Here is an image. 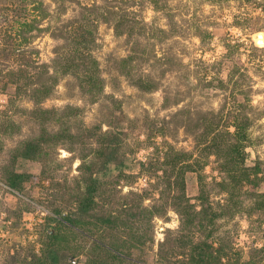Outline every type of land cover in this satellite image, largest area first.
Here are the masks:
<instances>
[{
	"label": "rangeland",
	"instance_id": "374dc122",
	"mask_svg": "<svg viewBox=\"0 0 264 264\" xmlns=\"http://www.w3.org/2000/svg\"><path fill=\"white\" fill-rule=\"evenodd\" d=\"M0 264H264V0H0Z\"/></svg>",
	"mask_w": 264,
	"mask_h": 264
},
{
	"label": "trees",
	"instance_id": "16d2710c",
	"mask_svg": "<svg viewBox=\"0 0 264 264\" xmlns=\"http://www.w3.org/2000/svg\"><path fill=\"white\" fill-rule=\"evenodd\" d=\"M238 134H239V141L241 142L242 140H243V138H244V135H245V130H244V127L243 128H241L239 131H238ZM28 146H29V148H28V150L29 151H33V152H35L36 150L34 149V147L32 146V145H30V143H28ZM239 147H240V144H235L234 146H233V150H238L239 149ZM26 154V153H25Z\"/></svg>",
	"mask_w": 264,
	"mask_h": 264
}]
</instances>
